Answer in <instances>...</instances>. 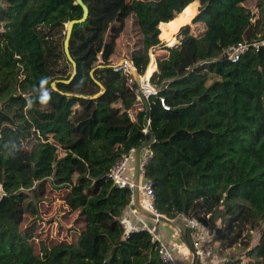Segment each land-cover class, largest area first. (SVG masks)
<instances>
[{
	"label": "trees",
	"instance_id": "1",
	"mask_svg": "<svg viewBox=\"0 0 264 264\" xmlns=\"http://www.w3.org/2000/svg\"><path fill=\"white\" fill-rule=\"evenodd\" d=\"M197 1L199 35L181 23L195 0H81L88 13L72 28L69 59L66 25L81 5L0 0V264H163L147 230L125 234L132 193L108 176L151 136L144 178L156 211L196 218L221 250L239 244L264 263V0ZM174 21L179 42L167 47ZM239 42L248 49L232 62L227 48ZM122 59L143 78L154 66L156 95L137 100L135 82L114 71ZM47 185L66 191L82 228L36 250V225L24 226ZM184 231L193 248L194 230Z\"/></svg>",
	"mask_w": 264,
	"mask_h": 264
},
{
	"label": "rangeland",
	"instance_id": "2",
	"mask_svg": "<svg viewBox=\"0 0 264 264\" xmlns=\"http://www.w3.org/2000/svg\"><path fill=\"white\" fill-rule=\"evenodd\" d=\"M196 1L197 0H195V2ZM198 7H199V3H198V6L195 8V10L192 11V13L187 14V11H186L185 16L181 18V23L184 26L190 25V29L195 35L201 34L204 29L203 25L201 24L192 25L191 24L192 20L190 21L191 16L198 10ZM253 13L256 14L257 11L254 10ZM178 27H179V22L177 21L169 23L167 30L164 31L163 34L161 35L163 40L160 39L161 42L165 43V46L167 47L173 46L179 42L178 33L180 29L178 30ZM172 31H175V32L172 33ZM167 35H170V36L167 37ZM158 51H161V50L156 49V51L151 50L149 52L150 62L152 60L156 62L155 55L160 54L158 53ZM150 70L151 68L146 73V75L149 74V77H150V74L152 73ZM143 76H140V77H143ZM148 79H149L148 77L143 78V87L145 88L147 87L146 82L148 81ZM150 86L153 87L152 85ZM132 167H133L132 164H130L126 172L127 179L131 178ZM65 197H66V191L60 190V189H54L50 187L49 185H47V191H46V195L44 199L37 203L39 214H37V216H34V217L32 216L29 217L28 221L26 222L24 227L33 228V226L36 225V231L33 233L34 238L31 241L33 242V245H35L36 250L38 249L40 243L50 245V244L57 243L58 241H71L73 238V235H76V233L81 230L82 224L78 222L79 220L77 218V213H72L68 210V208L65 205V201H64ZM179 221L182 223L185 229V222L183 224L182 218ZM215 226H216V229H219L221 227V221L220 220L216 221ZM249 234L250 233H248V235ZM197 235L198 236L192 237V241H195V238L199 237L198 239L201 243V246L202 245L203 247L205 246L206 250L210 251V254L215 256L212 259L213 263L214 262L216 263L217 261H219L217 262L218 264H225L228 260H231V261L241 260V261H244L246 264L247 263L264 264V263H261L260 261L251 263V261H254V260H249L246 258L245 256L246 250L243 248L242 245L237 244L233 246L231 249H228L225 251L219 248V242L211 241L212 237L208 236L205 230L198 232ZM249 236L251 238V243H252L249 246V249H251L254 246L253 244L255 243V240L257 239V235L253 234L251 236L250 234ZM207 241L208 242L211 241V243H207ZM187 264H188V261H187Z\"/></svg>",
	"mask_w": 264,
	"mask_h": 264
},
{
	"label": "built area",
	"instance_id": "3",
	"mask_svg": "<svg viewBox=\"0 0 264 264\" xmlns=\"http://www.w3.org/2000/svg\"><path fill=\"white\" fill-rule=\"evenodd\" d=\"M247 49H248L247 43L239 42L237 44L230 45L227 48L226 56L230 61L236 62L246 52ZM114 71L120 72L122 75L129 78V82L134 81L132 77V73L136 72V69L131 61L126 60V59L120 60L114 66ZM138 77L141 82L142 93H139L138 89L135 90L137 100H146L149 96L157 94L156 89L150 86L149 79L146 82L147 90L145 91V87H143V77H140V76ZM160 104L164 108V110H169L168 106L165 104L162 98H160ZM146 125H148V123ZM133 153H134V150L130 151L129 153L121 155L118 161H116L115 164L110 169V172L108 175L116 187L120 189L127 188L131 191V193H133L134 184H133V181H129L126 179V172L129 168V165L132 164L133 162ZM151 158H152V153L148 150H144V153L140 156V161H139L140 177L144 178V167L151 160ZM139 189L141 190V194L144 199L143 208L149 213H151L152 215L156 217H161V215L156 211L154 207L155 195H154L152 183L145 179L142 182V184H139ZM0 192H1V189H0ZM184 222H185L186 227H188L191 230H194V234L192 235V237L198 236L197 233L202 231V228L200 227V224L197 219H194V218L190 219V218L185 217ZM123 228L125 230L126 235L133 231H139L143 229L146 230L145 228L130 230L127 228L125 224H123ZM198 238L199 237H196L195 241H193V248H192L196 254V259H198L201 264H209L205 261V251L203 250ZM153 240L157 241L155 237H153ZM158 255L163 264H178L171 250L165 244H162L160 242H159V248H158ZM211 264H215V263L212 262ZM229 264H245V262L238 260V261H233Z\"/></svg>",
	"mask_w": 264,
	"mask_h": 264
},
{
	"label": "crops",
	"instance_id": "4",
	"mask_svg": "<svg viewBox=\"0 0 264 264\" xmlns=\"http://www.w3.org/2000/svg\"><path fill=\"white\" fill-rule=\"evenodd\" d=\"M156 66V62H155ZM151 74L150 76L156 71L154 66H151ZM149 68V69H150ZM145 150V149H144ZM144 150L140 152V156L144 153ZM132 175L130 179H127L129 181L134 180V162H132ZM145 179L142 177H139V184H142V182ZM141 194V190L139 189V198L138 203L141 207H143L144 201ZM183 220L184 224V216H179L175 220H170L173 222H176L180 224L182 227V223L179 220ZM169 220V219H168ZM121 221L123 224L127 226L128 229H139V228H145L149 233L152 235V237H155L156 240L162 244H165L173 253L174 257L176 258L178 264H191L192 263V248L188 247L186 245L185 240L180 235V232L177 228L171 227L165 223L144 217L140 214H138L136 211H134L130 206L124 211ZM184 228V227H183ZM190 261V262H189ZM219 262V261H217ZM215 264H218V263Z\"/></svg>",
	"mask_w": 264,
	"mask_h": 264
},
{
	"label": "water",
	"instance_id": "5",
	"mask_svg": "<svg viewBox=\"0 0 264 264\" xmlns=\"http://www.w3.org/2000/svg\"><path fill=\"white\" fill-rule=\"evenodd\" d=\"M75 1H76L77 4L82 6V8H83V16H82V18L80 20H78V21L77 20L70 21L66 25V37H65V40H64V52H65V55L69 59H70V57H69V52H68V44H69V39H70V36H71L72 28H73L74 24L83 23L86 20L87 13H88L87 12V8L82 4L81 0H75ZM74 73H75V70L73 72V75H72L71 79L73 78ZM132 77L134 79V82L136 84V87H137L139 93H142L141 82H140V79L138 77L137 72H133L132 73ZM150 77H149V79H150ZM146 108H147V104H146ZM147 123H148L147 117H145V124H147ZM152 142H153V137L151 136L149 141L145 145L139 146L138 148H136L134 150V153H133V162H134V180H133V184H134V189H133V193H132L131 208L134 211H136L138 214H140V215H142L144 217H147V218H150V219L165 223V224H167V225H169L171 227L177 228L178 231L180 232V235L183 237V239L186 242L185 231H184V228L180 224H178L176 222H173V221H170V220H168L167 218H165L163 216L156 217V216L152 215L151 213H149L148 211H146L138 203V198H139V177H140V169H139L140 152L143 149H145L147 146H149ZM186 245H187V242H186ZM191 253H192V257H193L191 264H195L196 263V254L193 251V249L191 250Z\"/></svg>",
	"mask_w": 264,
	"mask_h": 264
},
{
	"label": "bare ground",
	"instance_id": "6",
	"mask_svg": "<svg viewBox=\"0 0 264 264\" xmlns=\"http://www.w3.org/2000/svg\"><path fill=\"white\" fill-rule=\"evenodd\" d=\"M198 6V2L196 1V2H194V3H192L191 5H189L188 6V8L186 9V11H187V14L189 13H192V11H194L195 10V8ZM147 90V88H145V91Z\"/></svg>",
	"mask_w": 264,
	"mask_h": 264
}]
</instances>
